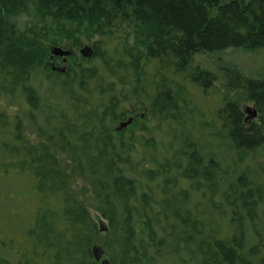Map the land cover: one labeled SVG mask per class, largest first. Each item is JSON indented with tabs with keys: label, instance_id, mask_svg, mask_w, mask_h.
I'll list each match as a JSON object with an SVG mask.
<instances>
[{
	"label": "trees",
	"instance_id": "16d2710c",
	"mask_svg": "<svg viewBox=\"0 0 264 264\" xmlns=\"http://www.w3.org/2000/svg\"><path fill=\"white\" fill-rule=\"evenodd\" d=\"M82 38L93 40L87 63L52 71L50 48L81 46ZM229 48L264 52V0H0V97L18 104L37 138L25 134L19 115L0 110V182L21 181L31 195L23 199L37 198L30 213L14 212L25 221L22 236L11 239L18 250L10 258L0 241V264H100L95 245L110 264H173L170 256L181 264H253L258 252L264 264L262 237L246 247L237 223L222 238L199 211L205 190L210 202L228 176L219 148L242 161L264 144V76L235 66L225 69L227 87L240 89L256 116L223 97L219 106L200 109L206 132H192L197 108L187 103L184 73L195 55ZM193 69L190 83L211 86L210 70ZM43 78L58 85L45 102ZM132 101H148L158 123L147 142L151 166L142 169L133 135L111 127L127 119ZM207 108L212 121L205 120ZM201 136L213 143L204 145ZM60 156L74 175L93 181L91 207L106 223L96 225ZM257 171L264 192V158Z\"/></svg>",
	"mask_w": 264,
	"mask_h": 264
},
{
	"label": "rangeland",
	"instance_id": "374dc122",
	"mask_svg": "<svg viewBox=\"0 0 264 264\" xmlns=\"http://www.w3.org/2000/svg\"><path fill=\"white\" fill-rule=\"evenodd\" d=\"M26 20V16L18 18L20 25L24 24ZM62 45L63 46L60 47L64 50H68L70 54L68 56L53 55L52 60L54 67L58 69L63 68L64 72H66L67 68L74 61L77 62L85 59L80 53V49H82L83 46H89L94 51L93 40H87L84 38L81 40V46L74 47L69 42H63ZM83 63L86 64L87 62L83 60ZM195 66L210 70L215 77L211 86L204 88V90L195 87L190 83L189 78L186 77L189 73L194 71L193 68ZM233 66L238 69L240 68L244 74L249 76L259 74L260 72H262V76H264V52H250L242 48H229L216 54H197L193 57L192 69L189 68L188 71L184 73L186 75L181 80V83L185 93L188 95H186V100H189H187V103H195L197 108L192 114V117H194L197 123V127H192L194 135L198 136L199 133L200 137L201 132H206L205 129H202V125H200L202 120L199 116L200 113L203 115L202 110L200 109L204 103L210 108L219 106L224 97L227 100L237 101L239 108L245 113V115L250 114L248 110H254L253 104L245 99V96L240 89L230 86L227 87L228 74H226L225 69L228 67L229 70H231ZM52 71L64 73L55 69ZM57 90L58 85L54 82V79H42L39 93L44 102L48 99H53ZM137 103L140 102L132 101L129 103L130 113L128 114L127 120L131 119L130 124L118 129L117 127L120 126V122L117 121L111 127L113 129L117 128L118 131L125 129L127 132L126 134L124 133V135H133V141L131 143H133L134 149L132 152H139L144 156V163L140 166V169H142L151 166L150 148L147 146V142L153 135L156 136L155 133L159 130L157 128V119L151 118L148 108L149 102L145 101V103L140 105ZM0 110L9 115H19L23 121L25 134L30 140H37L33 128L30 126L27 118L23 116L17 103H13L4 97H0ZM213 112L214 111H209V108H207V111L204 114L206 116V121H212ZM189 127H191V125H189ZM217 127L219 128L218 124ZM210 141L212 142L211 137L205 139L201 136V142L204 145ZM219 151L221 155L217 158L218 162L222 161L221 157L224 155L227 156V163L228 166H230H227L228 176H226L225 182L221 183L218 192H216L214 196H211L212 200L210 202L207 200L210 197L209 190H205L206 200L199 206L201 217H204L207 222H211L214 226H219L223 230V233L221 234L222 238H227L232 235L233 232L231 229H233V225L239 223L241 224L239 227H242L245 233L246 247L256 244L260 237H262L264 241V201L260 202L261 195L263 197L262 199H264V192H262V178L261 176L259 177L257 171L259 163L264 158V144L259 146V148H257L252 154L250 153L246 155V157L244 156L242 161H238L230 153L228 155L225 146L220 147ZM60 159L63 167L68 173L70 186L76 190L80 199L88 207L96 225L98 226L100 223H106V220L100 217L91 207L93 200V181L89 178H82L74 175L64 156H60ZM240 175H243L244 180L246 179L245 181L248 183V190L246 189L245 183H243L244 181L239 178ZM20 182L12 180H9V184L0 182V196L5 194L9 196L8 198L3 196V199L7 198L6 201L0 200V241H4L7 246H10L9 250L11 253H8L9 258L12 256V252L18 250V244L13 243L11 239L14 238L17 241L19 238L21 239V228L25 223L24 219L21 221V218L14 212L19 210L21 215L30 213L33 206L32 201L37 200L35 196H32V201L30 199H23L28 198L31 195H25V185ZM13 194L17 199L13 197ZM19 200H21L20 202L24 200L23 207L19 206ZM255 202H257L259 208L256 206V208L253 209L251 205L255 204ZM249 212H251L253 216L250 215ZM262 258V253L258 252L253 258V264H261ZM180 259L181 257L179 256L175 258H172L171 256L169 257V261L173 264H181Z\"/></svg>",
	"mask_w": 264,
	"mask_h": 264
},
{
	"label": "water",
	"instance_id": "95a60500",
	"mask_svg": "<svg viewBox=\"0 0 264 264\" xmlns=\"http://www.w3.org/2000/svg\"><path fill=\"white\" fill-rule=\"evenodd\" d=\"M50 52H51L50 58H52L53 55L68 56L70 54V52L68 50H64L63 48L58 47V46L51 47L50 48ZM80 53H81V55L83 57L90 58L92 56L93 50L89 46H83L82 49H80ZM52 69L59 70L60 72H64L63 68L58 69V68H55L53 66ZM248 112L250 113V117H255L256 116V111L255 110H253V111L248 110ZM130 122H131V119H128L126 122H121L120 126H118L117 128L121 129V128L127 126L128 124H130ZM105 229L106 228L103 227L102 225L100 226V230L101 231H104ZM92 252H93L95 260L98 261L100 264H110L109 260L103 256V250H102V248L99 245H95L93 247Z\"/></svg>",
	"mask_w": 264,
	"mask_h": 264
},
{
	"label": "flooded vegetation",
	"instance_id": "af4514ba",
	"mask_svg": "<svg viewBox=\"0 0 264 264\" xmlns=\"http://www.w3.org/2000/svg\"><path fill=\"white\" fill-rule=\"evenodd\" d=\"M127 118H128V117H127ZM126 120H127V119H126ZM122 121H123V120H122ZM122 121H121V122H122ZM121 122H120V123H121ZM123 122H124V121H123ZM119 132H121V131H119Z\"/></svg>",
	"mask_w": 264,
	"mask_h": 264
}]
</instances>
